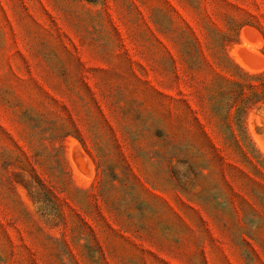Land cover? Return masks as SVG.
<instances>
[{
	"label": "rangeland",
	"instance_id": "obj_1",
	"mask_svg": "<svg viewBox=\"0 0 264 264\" xmlns=\"http://www.w3.org/2000/svg\"><path fill=\"white\" fill-rule=\"evenodd\" d=\"M263 86L264 0H0V264H264Z\"/></svg>",
	"mask_w": 264,
	"mask_h": 264
},
{
	"label": "trees",
	"instance_id": "obj_2",
	"mask_svg": "<svg viewBox=\"0 0 264 264\" xmlns=\"http://www.w3.org/2000/svg\"><path fill=\"white\" fill-rule=\"evenodd\" d=\"M229 61H231V60H229ZM257 76H260L259 74H256V77ZM264 87V86H263ZM253 88V87H252ZM257 95H260V92H257V91H255L252 95H250V96H248L247 98H246V104H245V106L243 107V111H242V118H237V119H235V118H232V116H230V121H231V124H228L229 125V127H230V129H231V134H233L234 133V130L235 129H233V122L236 124V126H242V127H244V124H245V120H244V116H245V114L247 113V111L249 110L248 108L249 107H251L255 102H256V100L254 99ZM264 95V94H263ZM237 103V99H235V100H231L230 102H229V104L232 106V105H235ZM216 107H218V105H216ZM227 108H228V105H227ZM215 111L216 112H219L220 110L219 109H217V108H215ZM228 111H229V109H228ZM227 118L229 119V116H227ZM242 131V130H241ZM243 132V131H242ZM235 141H236V143H237V147L239 148V150L242 152V154L244 155V157L246 158V160H247V163L249 164V165H253L252 163V160H251V158L249 157V155H248V153L242 148V145L239 143V141L237 140V139H235ZM253 167V166H252ZM255 167V166H254Z\"/></svg>",
	"mask_w": 264,
	"mask_h": 264
},
{
	"label": "water",
	"instance_id": "obj_3",
	"mask_svg": "<svg viewBox=\"0 0 264 264\" xmlns=\"http://www.w3.org/2000/svg\"><path fill=\"white\" fill-rule=\"evenodd\" d=\"M239 55L241 56V58L244 60V61H246V56H245V51L243 50H241L240 52H239ZM78 150H79V148H78V146L77 145H72V148H71V156H72V158H76L77 157V154H78ZM75 162V161H74Z\"/></svg>",
	"mask_w": 264,
	"mask_h": 264
},
{
	"label": "bare ground",
	"instance_id": "obj_4",
	"mask_svg": "<svg viewBox=\"0 0 264 264\" xmlns=\"http://www.w3.org/2000/svg\"><path fill=\"white\" fill-rule=\"evenodd\" d=\"M237 56V55H236ZM239 59V58H238ZM256 64V63H255ZM244 66L246 65V64H243ZM257 67V66H256ZM246 68H247V66H246ZM252 68V67H251ZM251 70V69H250ZM254 69L252 68V71H253Z\"/></svg>",
	"mask_w": 264,
	"mask_h": 264
}]
</instances>
